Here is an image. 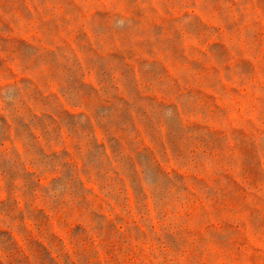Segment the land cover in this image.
Listing matches in <instances>:
<instances>
[{
    "label": "rangeland",
    "instance_id": "1",
    "mask_svg": "<svg viewBox=\"0 0 264 264\" xmlns=\"http://www.w3.org/2000/svg\"><path fill=\"white\" fill-rule=\"evenodd\" d=\"M0 264H264V0H0Z\"/></svg>",
    "mask_w": 264,
    "mask_h": 264
}]
</instances>
